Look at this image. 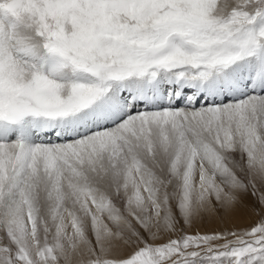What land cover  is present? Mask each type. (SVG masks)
Listing matches in <instances>:
<instances>
[{"label":"snow or ice","instance_id":"snow-or-ice-1","mask_svg":"<svg viewBox=\"0 0 264 264\" xmlns=\"http://www.w3.org/2000/svg\"><path fill=\"white\" fill-rule=\"evenodd\" d=\"M0 264H264V0H0Z\"/></svg>","mask_w":264,"mask_h":264}]
</instances>
